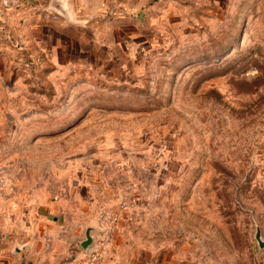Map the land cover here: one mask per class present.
I'll return each instance as SVG.
<instances>
[{"label": "rangeland", "instance_id": "rangeland-1", "mask_svg": "<svg viewBox=\"0 0 264 264\" xmlns=\"http://www.w3.org/2000/svg\"><path fill=\"white\" fill-rule=\"evenodd\" d=\"M16 1L49 2L0 0V199L34 189L97 222L134 198L105 251L116 264H264V0L99 8L128 14L124 32L90 35L80 71L28 74Z\"/></svg>", "mask_w": 264, "mask_h": 264}, {"label": "crops", "instance_id": "crops-1", "mask_svg": "<svg viewBox=\"0 0 264 264\" xmlns=\"http://www.w3.org/2000/svg\"><path fill=\"white\" fill-rule=\"evenodd\" d=\"M54 1L64 9L65 16L50 19L46 17V12L30 14L32 9H29L30 12L24 9L23 12L19 5L7 19L12 35L16 37L21 34L29 48L41 54L42 62L56 71L59 70L56 65L62 69L71 66L80 71L81 65L87 62L88 47L91 46V42L87 44V38L90 35L105 37L101 34L103 27L106 28V36L111 32L110 27L124 32L130 19L128 14L116 17L108 11L110 14H107V18H101L96 13L99 8H133L137 11L132 14L136 20L141 17L144 6L142 0ZM37 191L8 192L0 199V264H76L85 231L92 228L90 233L93 236L96 219H92V215L86 211L81 213L80 207L77 208L78 212L69 208L63 199L57 198L51 203ZM73 197H76V191ZM68 209H71L70 212ZM81 224L83 229L80 233ZM73 225L78 226L77 235L71 236ZM106 253L102 264H116L120 257Z\"/></svg>", "mask_w": 264, "mask_h": 264}, {"label": "built area", "instance_id": "built-area-1", "mask_svg": "<svg viewBox=\"0 0 264 264\" xmlns=\"http://www.w3.org/2000/svg\"><path fill=\"white\" fill-rule=\"evenodd\" d=\"M17 3L18 4L16 6H19L20 1ZM3 4L8 5L5 2ZM43 11L47 13L46 17L50 19H55L58 16L57 13L52 12L48 8H43ZM7 37L12 40L10 36L7 35ZM14 42V45L18 47L17 50L20 52L17 59H19L18 61L21 63L23 71L26 72L27 70L28 74L32 67H34L36 64H39L40 62L42 63V58L41 60H38V58L33 56V51L26 46V43L23 39H21V41L14 40ZM7 190H12V187L6 178L1 177L0 194L2 191ZM54 199H57V197L54 196ZM134 203L135 200L132 198L131 200L120 202L113 210L104 209L99 213L96 225L97 231L92 236V241L88 245L87 249L83 250L80 247L79 253H81V255L79 256L76 264H102L104 253L112 242L113 233L117 228L123 210L128 205H132Z\"/></svg>", "mask_w": 264, "mask_h": 264}, {"label": "water", "instance_id": "water-1", "mask_svg": "<svg viewBox=\"0 0 264 264\" xmlns=\"http://www.w3.org/2000/svg\"><path fill=\"white\" fill-rule=\"evenodd\" d=\"M47 7L49 10L50 9L53 10L55 13H57L60 16H65V14H66L64 9L61 6L57 5L54 0H49ZM91 230H92V228H88L85 231V238L82 240V242L80 244V246L83 250L87 249L88 245L92 241V235L90 233ZM94 231L95 232L97 231V227L94 228ZM255 238H256L260 247L264 246V241L261 240L258 230L255 232Z\"/></svg>", "mask_w": 264, "mask_h": 264}]
</instances>
